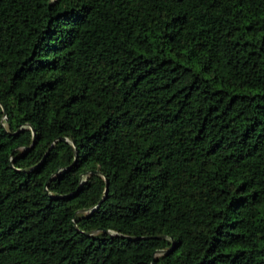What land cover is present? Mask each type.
Segmentation results:
<instances>
[{"label": "trees", "instance_id": "trees-1", "mask_svg": "<svg viewBox=\"0 0 264 264\" xmlns=\"http://www.w3.org/2000/svg\"><path fill=\"white\" fill-rule=\"evenodd\" d=\"M0 264H264V0H0Z\"/></svg>", "mask_w": 264, "mask_h": 264}, {"label": "water", "instance_id": "water-1", "mask_svg": "<svg viewBox=\"0 0 264 264\" xmlns=\"http://www.w3.org/2000/svg\"><path fill=\"white\" fill-rule=\"evenodd\" d=\"M105 191H107V187H105Z\"/></svg>", "mask_w": 264, "mask_h": 264}]
</instances>
